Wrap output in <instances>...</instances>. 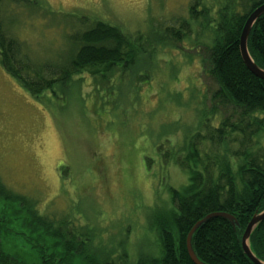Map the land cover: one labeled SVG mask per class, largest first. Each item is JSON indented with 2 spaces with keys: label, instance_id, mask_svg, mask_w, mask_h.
<instances>
[{
  "label": "rangeland",
  "instance_id": "374dc122",
  "mask_svg": "<svg viewBox=\"0 0 264 264\" xmlns=\"http://www.w3.org/2000/svg\"><path fill=\"white\" fill-rule=\"evenodd\" d=\"M21 1V0H18ZM198 0H3L4 32L40 61L61 62L71 36L94 21L156 41L165 28L188 23L180 42L165 40L148 55V68L125 71L113 83L85 73L71 88L34 98L0 65V178L50 218H74L97 232L106 247L126 241L130 258L157 252L160 236L148 216L170 201L189 176L158 163L159 147L181 144L201 127L218 86L205 73L211 36L192 18ZM230 0H201L198 11ZM238 1V0H235ZM153 56V57H152ZM136 67H145V58ZM98 75V74H97ZM115 91V90H114ZM113 91V92H114ZM208 118V117H207ZM217 125V122L216 124ZM159 140H163L159 141ZM156 159L149 168L147 159ZM109 246H108V245Z\"/></svg>",
  "mask_w": 264,
  "mask_h": 264
},
{
  "label": "trees",
  "instance_id": "16d2710c",
  "mask_svg": "<svg viewBox=\"0 0 264 264\" xmlns=\"http://www.w3.org/2000/svg\"><path fill=\"white\" fill-rule=\"evenodd\" d=\"M200 1L192 6L191 15L203 17L201 27L212 38L205 46L204 68L218 90L197 132L185 134L181 144L172 146L166 138V151L157 148L158 163L159 159V164L173 163L188 174L189 183L181 189L169 187L168 204L154 208L148 216L150 230L160 236L153 243L156 254L133 260L126 241L116 250L103 251L101 247L110 246L99 241L93 227L74 218L43 216L35 202L8 189L0 178V264H194L186 238L197 222L214 213L234 216L241 229L222 218L204 224L192 242L199 260L253 264L242 249V237L252 217L264 211V81L245 66L239 43L248 17L264 0H230L217 6L212 18V8L198 11ZM3 28L0 15V65L39 99L80 84L81 79L75 82V77L85 73L111 82L106 89L115 94L119 89L113 83L122 74L116 73L118 69L125 71V65L137 71L148 68L149 50L156 52L165 40L180 42L191 33L190 25L183 23L178 29L165 28L161 38L152 41L140 33L126 34L120 27L94 21L90 29L71 36L73 46L65 60L52 62L35 60ZM248 49L264 69V15L252 28ZM142 58L147 60L145 67H136ZM155 161L147 159L149 168ZM249 245L264 262V222L254 230Z\"/></svg>",
  "mask_w": 264,
  "mask_h": 264
},
{
  "label": "water",
  "instance_id": "95a60500",
  "mask_svg": "<svg viewBox=\"0 0 264 264\" xmlns=\"http://www.w3.org/2000/svg\"><path fill=\"white\" fill-rule=\"evenodd\" d=\"M264 15V4L259 6L257 9H255L250 16L248 17L244 28L241 32V37H240V43H239V48H240V54L242 57V60L247 67V69L257 78L260 80L264 81V69L259 67L251 57V54L248 49V39L250 36V33L252 31V28L254 24L257 22V20ZM213 218H222L224 220H227L230 222L235 228L241 229L240 225L238 224L237 220L235 219L234 216L228 214V213H214V214H209L207 215L204 219L200 220L197 222L191 231L189 232L187 238H186V249L189 258L194 264H205L202 261L199 260L197 255L195 254V251L193 249V238L196 232L207 222H209ZM264 222V211L262 212H257L252 219L250 220L249 224L247 225L243 237H242V249L245 253V255L249 258V260L253 264H264V262L260 261L258 258L255 257V255L252 253L249 242L251 239V236L254 232V230Z\"/></svg>",
  "mask_w": 264,
  "mask_h": 264
}]
</instances>
